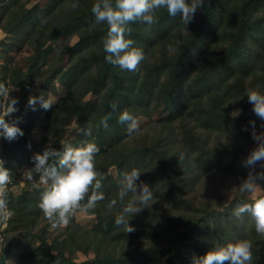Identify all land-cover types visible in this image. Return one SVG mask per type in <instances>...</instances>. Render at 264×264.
<instances>
[{
  "label": "trees",
  "instance_id": "trees-1",
  "mask_svg": "<svg viewBox=\"0 0 264 264\" xmlns=\"http://www.w3.org/2000/svg\"><path fill=\"white\" fill-rule=\"evenodd\" d=\"M14 2L19 1L0 0V5L8 8ZM95 2L77 0L73 8L71 0H57L46 11L20 5L1 15L3 32L13 37L14 43L21 38L23 43L33 44L37 62L46 60L51 44L62 36L78 37L76 44L65 47V65L50 62L32 77L36 87L49 93L56 92L60 77L69 88L64 98L45 111L39 102L35 111L27 107L29 97L38 93L29 90L28 76L13 66L9 55L4 56L0 80L18 100L17 111L6 120L19 118L18 126L24 131L22 137L2 144L6 168L16 172L18 166L13 162L17 156L21 164H28L47 146L60 150L68 144L78 147L94 142L100 148L95 167L102 173L97 191L105 192L104 199L86 212L95 217L96 227H82L74 214L60 239L49 236L41 223L38 190L5 191L11 215L4 234H10L15 245L24 240L27 255L21 264H192L193 256H203L214 246L238 239L251 242L253 264H264V235L256 232L247 213L240 218L235 215L240 205L252 201L241 192L223 201L211 189L196 192L205 176L220 174L241 182L250 172L259 173V164L264 163L259 160L244 166L248 151L241 142L229 139L252 118L248 116L247 91L264 92V0H204L187 26L181 13L169 16L163 8L151 25L130 22L126 38L145 54L134 72L105 61L103 38L108 25L95 23L91 12ZM67 5L72 9L65 10L68 19L62 16ZM7 47L3 43L2 49ZM112 103H117V112H112ZM162 105L170 115L152 120L153 111ZM235 105L243 115H230ZM125 108L138 122L148 121L131 135L126 125L117 122L119 111ZM109 112L112 116L105 129L100 120ZM77 120L91 124L92 135H69L63 143L58 141L66 137L65 127ZM31 123L47 135L44 145L32 144ZM241 135L247 136L246 132ZM225 138L226 143L222 142ZM113 168L120 169L117 176L111 174ZM133 168L141 172L137 183L151 186L154 198L140 206L141 212L129 222L133 231L127 233L114 220L131 196L120 201V181ZM12 177L20 178L18 174ZM91 192L90 188L81 203ZM112 200L117 203L109 210ZM10 253L12 247L3 241L0 264H8ZM78 253L93 258L76 262Z\"/></svg>",
  "mask_w": 264,
  "mask_h": 264
},
{
  "label": "clouds",
  "instance_id": "clouds-1",
  "mask_svg": "<svg viewBox=\"0 0 264 264\" xmlns=\"http://www.w3.org/2000/svg\"><path fill=\"white\" fill-rule=\"evenodd\" d=\"M204 0H96L92 5L91 12L95 23H106L108 25L106 36L103 38L104 59L107 63L119 67L120 70L134 72L138 65L145 59L142 49L132 47L133 41L126 38L130 34V22L140 21L147 25L154 23L156 13L160 9H166L169 16L175 17L181 13L182 23L187 26L194 19V14ZM76 7V4L73 5ZM43 23V21H42ZM248 103L252 105V112L264 122V92L259 90L247 91ZM239 98L238 100L242 99ZM237 100V101H238ZM37 102L45 110L51 108L48 100L42 96H30L27 107L35 111ZM18 103L16 98L10 96L5 84L0 83V138L12 141L24 135L22 128L18 126L19 118L15 122L6 120L10 114L17 111L14 107ZM112 112L118 111L117 103L110 105ZM112 112L106 114L100 125L108 128V120ZM241 110L232 113L233 117L239 116ZM118 123L126 125L129 135L139 130L138 119L129 109L119 111ZM255 126V121H250ZM264 128V123L261 124ZM84 136L92 135V126L88 124L80 129ZM252 138L257 146L250 152L242 162L244 166H252L259 160H264V132L257 134L252 132ZM100 148L94 142H85L78 147L68 144L63 149L57 150L54 147H45L42 152L35 153L31 160L33 167L27 169L25 175L29 181H33L34 175L38 176L39 183L48 185L41 193L38 203L43 215L52 221V228L57 224L66 225L69 218L79 212H87L96 207L97 202L104 199V194L97 190L101 188L102 173L95 165ZM4 161L0 159V209H5V216L11 215L7 211V198L5 188L10 182V170L5 168ZM141 175L140 170L133 168L130 172L124 173L120 181L119 199L124 201L125 197L131 194L119 215L115 217L116 226H124L127 233L133 231L130 220L142 208L153 200L152 187L141 181L137 183ZM264 185V172L253 174L250 172L247 178L243 179L239 191L251 194L254 199L251 203H243L235 215L240 218L247 213L255 222V229L259 235H264V196L256 197L255 194ZM91 195L87 196L89 189ZM117 203L112 200L108 203L109 210ZM253 264L252 244L247 239H238L235 242L222 246H214L203 256L192 257V264Z\"/></svg>",
  "mask_w": 264,
  "mask_h": 264
},
{
  "label": "rangeland",
  "instance_id": "rangeland-1",
  "mask_svg": "<svg viewBox=\"0 0 264 264\" xmlns=\"http://www.w3.org/2000/svg\"><path fill=\"white\" fill-rule=\"evenodd\" d=\"M18 1L19 2H14L8 8L4 7L3 5H0V22L1 23H4L1 18V15H4L3 12H6V10L12 11L15 7H19L20 5H25V8L27 10L33 9L35 6H38L41 10L46 11L57 0H18ZM76 3H77V0H71V5H74ZM67 9H68V12L72 11V9L70 7L68 8V5H67V7H64V9H62L63 13L59 11H57V13L59 14L62 13V16L68 19V13L65 11ZM186 33L187 32L183 34H186ZM18 41L19 43H14V38L6 35L3 32L2 26L0 24V52L3 53V56L0 57V67L5 62L4 56L9 55L10 59L12 60L13 66L20 68L22 73L25 76H28L29 90L36 91L38 93V96L44 97V99L48 100L50 104H54L56 103V101L64 98L67 95L69 88L64 83L62 77L58 78L56 81V84H55L56 92L55 93L53 92L49 93V91L36 87L35 82L32 77L37 71L46 68V65L49 64L50 62L61 63L62 65H65L68 60V55L66 54L65 47H69V46L76 44L78 42V37H74L73 39H68L66 36H62L59 41L51 44L52 48L50 52L47 54L46 60L40 61V62H37L35 60L36 51H35V46L33 44L31 45L28 43H23L21 41V38H19ZM3 43H5L6 46H8L6 49H2ZM169 49H170L169 51V54H170L172 52L171 50L172 47ZM30 60L31 62L33 61V63L30 64ZM0 79H1V76H0ZM0 83H2L1 80H0ZM86 99L94 101V99H92L91 96H87ZM38 106L40 107V109H43L40 104H38ZM238 109L241 110L240 115H243V110L240 107H236V105L235 107H231L230 115L232 116L233 111H236ZM43 110L45 111V109ZM170 113L171 111L166 106L162 105L153 111L151 115V119L154 121H160L168 117ZM248 116L252 117L250 121H255V126L253 127V125L250 124V121L249 122L247 121L245 125L240 126L241 128L239 132H235L233 134V137L229 138L228 135L227 137L229 139H234L235 142H238V143L241 142L242 145H244L245 149L250 154V152L257 146V142L254 141L252 138V132L255 131L257 134H259L261 132H264V130L260 127L261 120H259L258 117H256L254 113L252 112V105H251L250 111L248 112ZM147 122H148L147 120H140L138 122L139 127L145 126ZM30 126H31L30 137L32 140V144L33 145H37V144L44 145L47 135L41 132V130L37 126H35L34 123H31ZM83 127H86V122L84 120L75 121L70 127H65L66 137L64 139L63 138L59 139L58 141H62L63 143L64 141H66V138L69 135L70 136H76L78 134L83 135V133L80 131V129ZM244 132H246L247 136L242 138L241 133H244ZM226 139L227 138L222 139V142L226 143L227 142ZM5 141H8V140L0 138V159H2L5 162L4 166L6 168L7 160L3 159V157L1 156L2 144ZM15 162L20 163V164H16ZM21 163H22L21 157L17 156L13 162L14 165L18 166L17 171L13 173V171H11L12 169H9L11 171L10 172L11 180L6 185L5 191L10 189L14 193L18 194L22 190H29L32 192L38 190L39 194L42 193L48 187V185L40 184L39 178L36 175H34L33 181H29L25 175L26 170L33 167L32 162L28 164H21ZM259 169H260L259 172H264V163L259 164ZM119 170L120 169L118 168H113L111 169L110 172L113 176H117L119 173ZM12 174L14 175L18 174L20 178L19 179L17 177L13 178ZM240 183H241L240 180L235 181L234 177H231V176H225V175H220V174H217V175L210 174L209 176H205L204 181L201 182V184L196 187V192L199 193L201 190L205 192L206 190L211 189L218 194L219 196L218 199L221 198V201H223L227 198L232 197L233 194L237 192L240 193L239 191ZM263 188H264V185H262L261 189L255 194L256 197L261 196L264 193ZM99 192H102L105 196V192L103 190ZM208 194L209 193H207L206 195ZM244 195L247 196L250 199V201L254 199V197L251 194L244 193ZM5 211H6L5 209H0V251H1L3 241H5V243L8 244L13 249V253H10L8 255V258H9L8 264H21L22 260L27 255L25 247H24L25 242L23 240V241H20V243L15 245L16 241H13V239L10 238L11 235L4 234L7 230L6 228H7V223L9 219V216L4 215ZM74 217L76 218L77 223L86 229H94L96 227L95 217L89 216L86 212L78 211ZM40 220H41L42 225L47 227L46 231L49 234V236H53V237L57 236L60 239H63L65 237V232L71 225L70 222L66 225H62L58 223L57 227L52 228L51 226L52 221L50 219L46 218L44 215H41ZM38 230L39 229H36L35 232H37ZM67 256L69 258L71 257L70 254H67ZM92 258H93L92 255L87 257L83 255L82 253H78L76 262H84V261H87L88 259L92 260Z\"/></svg>",
  "mask_w": 264,
  "mask_h": 264
}]
</instances>
